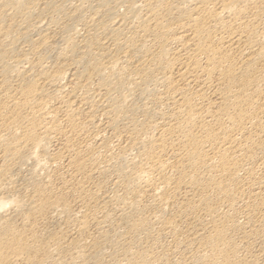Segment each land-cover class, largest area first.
I'll list each match as a JSON object with an SVG mask.
<instances>
[{
  "label": "bare ground",
  "instance_id": "obj_1",
  "mask_svg": "<svg viewBox=\"0 0 264 264\" xmlns=\"http://www.w3.org/2000/svg\"><path fill=\"white\" fill-rule=\"evenodd\" d=\"M0 264H264V0H0Z\"/></svg>",
  "mask_w": 264,
  "mask_h": 264
},
{
  "label": "rangeland",
  "instance_id": "obj_2",
  "mask_svg": "<svg viewBox=\"0 0 264 264\" xmlns=\"http://www.w3.org/2000/svg\"><path fill=\"white\" fill-rule=\"evenodd\" d=\"M57 147H58V144L54 146V148H56V149H57ZM59 172L63 173L62 170H61V171L59 170ZM58 183H59V184H58ZM60 185H61V184H60L59 181H58V182H55L54 186H55L56 188L54 187V190L58 191V188L60 187Z\"/></svg>",
  "mask_w": 264,
  "mask_h": 264
}]
</instances>
